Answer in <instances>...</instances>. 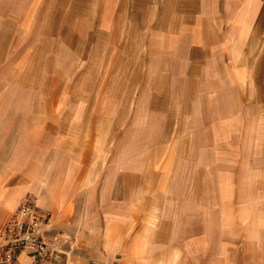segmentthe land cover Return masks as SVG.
Here are the masks:
<instances>
[{
  "label": "crops",
  "instance_id": "obj_1",
  "mask_svg": "<svg viewBox=\"0 0 264 264\" xmlns=\"http://www.w3.org/2000/svg\"><path fill=\"white\" fill-rule=\"evenodd\" d=\"M2 1L0 230L31 194L53 253L20 264H264V217L203 193L264 130V0Z\"/></svg>",
  "mask_w": 264,
  "mask_h": 264
},
{
  "label": "rangeland",
  "instance_id": "obj_2",
  "mask_svg": "<svg viewBox=\"0 0 264 264\" xmlns=\"http://www.w3.org/2000/svg\"><path fill=\"white\" fill-rule=\"evenodd\" d=\"M2 5L3 1L0 0V9L2 8ZM3 66L4 65H1L0 61V85L2 82L1 80L5 78L4 72L2 71ZM74 80H76L75 83L80 86L85 85L84 76H78L76 79L74 78ZM26 84H28V82H26ZM19 94L22 97V101H25L24 104L26 110H30L31 106L29 101H31L33 97L28 92H20ZM16 101L17 99H15V102ZM75 126L77 130L81 132L84 131L85 133V124H78ZM129 127V124H123L121 125L120 130L118 127L113 125H108L106 127L99 125L93 126L90 129V132H95L96 137H98L99 133H105L106 136V140H96L94 142V148L92 151L94 154L91 157L92 161L89 162L91 167H95L96 170H99L107 164L108 153L110 148L113 146V140L108 139L111 137V132H124L129 130ZM202 131L205 132L206 130ZM241 138H243V140H241ZM237 140L238 141H235V143L233 140L231 142L234 143V146L242 149V153L240 155H235V158L242 160L241 162H243L244 166H218L221 170L212 171V173L208 171V173H206V181L209 183L208 185L211 186H208L203 193H206L207 195H215L216 193L217 196L220 197V192L224 190L227 195L235 201V210L243 209L250 214H260V217H264V130L260 129L254 133L252 131L250 133H242V131H239L237 134ZM203 141L204 140H202V142ZM148 142L149 141L137 139L133 141V144H137L139 148H145L146 143ZM81 153L85 154V151H81ZM97 172L98 171L94 172V174ZM204 174L202 171L198 175L202 177ZM220 183H223L224 187L220 188ZM219 206L221 207V204H219ZM226 206L230 205L227 204ZM250 222L254 223L256 221ZM262 232V243H264V231Z\"/></svg>",
  "mask_w": 264,
  "mask_h": 264
},
{
  "label": "built area",
  "instance_id": "obj_3",
  "mask_svg": "<svg viewBox=\"0 0 264 264\" xmlns=\"http://www.w3.org/2000/svg\"><path fill=\"white\" fill-rule=\"evenodd\" d=\"M50 214L38 199L28 194L0 230V264H20L22 255L29 254L34 263L50 257L51 249L44 238Z\"/></svg>",
  "mask_w": 264,
  "mask_h": 264
}]
</instances>
